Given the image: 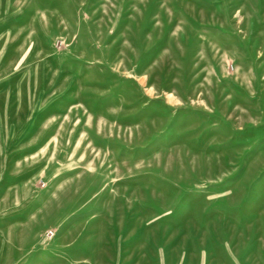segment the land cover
<instances>
[{
    "label": "rangeland",
    "instance_id": "rangeland-1",
    "mask_svg": "<svg viewBox=\"0 0 264 264\" xmlns=\"http://www.w3.org/2000/svg\"><path fill=\"white\" fill-rule=\"evenodd\" d=\"M0 264H264V0H0Z\"/></svg>",
    "mask_w": 264,
    "mask_h": 264
}]
</instances>
